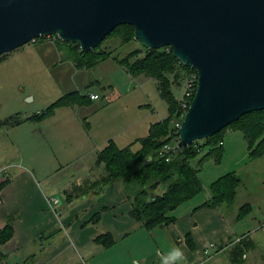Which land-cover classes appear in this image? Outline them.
<instances>
[{
  "label": "crops",
  "instance_id": "obj_1",
  "mask_svg": "<svg viewBox=\"0 0 264 264\" xmlns=\"http://www.w3.org/2000/svg\"><path fill=\"white\" fill-rule=\"evenodd\" d=\"M108 58L112 69L124 74ZM93 82L99 84L98 78ZM86 97L89 104L100 98ZM82 125L78 136L69 128H35L29 145L13 146L21 161L11 158L0 166V229L12 217V235L0 244L5 264H264V178L259 173L264 154L246 165L232 203L195 209L209 197L200 179L203 192L178 206L173 222L147 229L130 215L132 206L119 182L91 185L103 173L96 153L110 139L92 137L88 122ZM228 143L233 147L236 138ZM73 186L80 188L69 194ZM162 191V186L154 190ZM243 204L249 210L238 217ZM106 233L113 239L110 245L97 239ZM241 239L251 247L232 253ZM175 249L182 258H170Z\"/></svg>",
  "mask_w": 264,
  "mask_h": 264
},
{
  "label": "water",
  "instance_id": "obj_2",
  "mask_svg": "<svg viewBox=\"0 0 264 264\" xmlns=\"http://www.w3.org/2000/svg\"><path fill=\"white\" fill-rule=\"evenodd\" d=\"M122 24L197 73L173 150L264 110V0H0V55L50 35L88 52Z\"/></svg>",
  "mask_w": 264,
  "mask_h": 264
},
{
  "label": "rangeland",
  "instance_id": "obj_3",
  "mask_svg": "<svg viewBox=\"0 0 264 264\" xmlns=\"http://www.w3.org/2000/svg\"><path fill=\"white\" fill-rule=\"evenodd\" d=\"M141 47L143 46L136 39L122 43L119 37L112 35L102 41L99 49L123 57L131 50ZM113 67L115 66L111 58L90 69L76 67L67 47L52 35L34 38L0 55V120L16 114L22 118L32 117L44 112L52 102L70 91L87 96L88 92L93 90L100 96L90 104L85 101L80 104L58 106L51 114L40 120H25L12 127L0 126V166L9 162L11 158L21 161L20 157L16 156L17 151L13 146L23 148L26 142L29 145L27 138L34 140L32 132L35 128H69L78 136L82 135V124L86 121L90 126L87 133H94L92 137L108 138L118 146H124L122 145L124 140L134 136H145L148 130L145 131L144 127L169 115L168 105L160 97L153 78L131 75L123 66L122 74L116 68L113 70ZM186 72H188L186 69H182L179 84L171 86L177 102L183 96V76ZM95 78H98L99 84L91 83ZM109 84L111 86L108 88ZM221 133L222 154L219 161L215 155H209L200 162L214 146V143L206 139L197 141L202 145L201 152L190 159L191 166L198 169L205 189L228 172H233L241 179L240 176L246 172L245 167L249 161L259 159V156L264 154L250 156L248 142L241 138L242 132L233 124L228 125ZM229 137L236 138V145L233 147L228 143ZM136 138L130 139L132 141L129 143ZM170 143H173V138ZM138 147V143L133 145V149ZM261 163L263 165L259 173L264 178V160H261ZM252 174L254 186L255 180L258 183L255 167Z\"/></svg>",
  "mask_w": 264,
  "mask_h": 264
},
{
  "label": "trees",
  "instance_id": "obj_4",
  "mask_svg": "<svg viewBox=\"0 0 264 264\" xmlns=\"http://www.w3.org/2000/svg\"><path fill=\"white\" fill-rule=\"evenodd\" d=\"M133 34L132 25L122 24L115 27L102 41L116 35L122 43H126L134 39ZM54 38L67 47L75 66L78 68L90 69L104 59L112 57L118 64L125 67L131 75H143L156 81L158 93L168 105L169 115L163 120L152 123L145 136L138 137L123 147L118 146L111 139L108 140L96 153V164L103 166V173L99 180L94 181L91 185L104 186L111 182H119L130 200L132 206L130 215L147 229L173 222L175 209L202 193L204 189L198 175V169L190 164V159L200 153L193 148V144L171 150L169 159H167L168 153L163 151V146L169 143L172 138L169 135L170 118L178 106L171 86L179 84L182 78V69H186L188 72L193 71V69L180 64L174 58L170 46L152 50L143 47L136 48L123 57H118L112 55L111 51L99 49L102 41L90 51L82 52L78 44L63 42L56 36ZM85 101H87L86 96L80 95L77 91H70L52 102L44 112L28 118H22L17 114L12 115L1 119L0 126L12 127L25 120H40L51 114L53 109L58 106L80 104ZM232 124L242 132L243 137L248 142L250 156L255 157L264 153V110L244 114L229 125ZM226 128L224 127L206 139L214 143V146L200 159V162L209 155H215L216 160L219 161L222 154L221 132ZM135 143L139 145L137 149H133ZM200 147L202 148V145ZM239 183V177L233 172L218 177L208 187L209 197L195 209L215 208L223 203H232ZM158 186H162L163 191L155 194L154 190ZM79 188L80 186H73L69 194L77 193ZM248 210L249 204H243L240 206L237 216L244 215ZM11 235L12 217L8 218L5 226L0 229V244L7 241ZM97 239L106 245L113 242L107 233L99 235ZM250 247L248 241L242 240L234 246L232 253L241 255L244 249ZM29 263L30 261L25 260L14 264ZM0 264H5L1 252Z\"/></svg>",
  "mask_w": 264,
  "mask_h": 264
},
{
  "label": "built area",
  "instance_id": "obj_5",
  "mask_svg": "<svg viewBox=\"0 0 264 264\" xmlns=\"http://www.w3.org/2000/svg\"><path fill=\"white\" fill-rule=\"evenodd\" d=\"M183 77H184L183 96L180 100H178V106L173 111V113L171 114V118H170V124H171L170 128L171 129H170L169 135L173 138V143L175 145L178 141V137L174 135V132L180 127L181 121L183 120L184 115L190 106V103L195 94L196 83H197V73L195 72V70L186 72ZM87 96L90 99L98 98V95L94 93H88ZM173 143L169 142L163 146V151L168 153L167 159H169V157L171 156L170 152L171 150H173ZM193 148L197 152H201L200 144L197 141L193 143ZM237 240L239 241L240 239L238 238Z\"/></svg>",
  "mask_w": 264,
  "mask_h": 264
},
{
  "label": "clouds",
  "instance_id": "obj_6",
  "mask_svg": "<svg viewBox=\"0 0 264 264\" xmlns=\"http://www.w3.org/2000/svg\"><path fill=\"white\" fill-rule=\"evenodd\" d=\"M183 257V253L179 249H175L171 254L170 258L172 260H177Z\"/></svg>",
  "mask_w": 264,
  "mask_h": 264
}]
</instances>
